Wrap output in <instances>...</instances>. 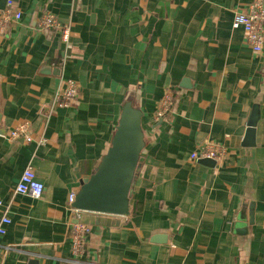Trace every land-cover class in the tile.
Returning a JSON list of instances; mask_svg holds the SVG:
<instances>
[{
  "label": "crops",
  "instance_id": "obj_1",
  "mask_svg": "<svg viewBox=\"0 0 264 264\" xmlns=\"http://www.w3.org/2000/svg\"><path fill=\"white\" fill-rule=\"evenodd\" d=\"M8 1L21 19L0 34V218L11 221L0 264H264V48L254 54L232 28L252 0H0V18ZM45 12L69 26L67 47L36 29ZM66 80L79 94L58 108ZM165 90L171 113L156 121ZM127 100L145 143L129 215L83 214L91 233L75 259L68 197ZM25 122L32 141H10ZM206 141L226 151L213 167L190 160ZM27 167L44 187L38 200L14 194Z\"/></svg>",
  "mask_w": 264,
  "mask_h": 264
},
{
  "label": "built area",
  "instance_id": "obj_2",
  "mask_svg": "<svg viewBox=\"0 0 264 264\" xmlns=\"http://www.w3.org/2000/svg\"><path fill=\"white\" fill-rule=\"evenodd\" d=\"M14 21L21 19V13L12 9V1H8L4 12L0 18V34L4 30V25L8 19ZM232 28L240 29L244 34L245 42L254 54H260L264 48V0H252V2L242 11L236 12L232 20ZM36 29L41 33L52 32L59 36L60 42L67 47L70 38V28L67 25L59 23L58 19L51 13L45 12L39 16L36 23ZM64 82V83H63ZM63 87L54 97V104L58 108H68L77 99L79 91L77 85L70 80L63 81ZM170 90H165L160 98L154 119L156 121L165 120L171 113L173 97ZM10 141L23 140L30 143L31 134L30 126L27 122L16 125L6 134ZM226 151L224 148L217 146L211 141L204 142L200 149L190 156V160L197 162L207 159L213 162L220 163L225 157ZM44 187L36 179L35 173L30 167H27L21 174L18 183L14 189L15 195L28 196L32 199H40L43 195ZM75 195L70 194L67 201V210L69 211V240L71 242L70 251L75 259H82L85 256L86 240L89 237L91 230L86 224L80 221V217L85 212L78 211L72 207ZM0 206L2 203L0 202ZM11 223L6 210L0 218V235H4L5 227ZM6 251L11 250V247L5 248Z\"/></svg>",
  "mask_w": 264,
  "mask_h": 264
},
{
  "label": "water",
  "instance_id": "obj_3",
  "mask_svg": "<svg viewBox=\"0 0 264 264\" xmlns=\"http://www.w3.org/2000/svg\"><path fill=\"white\" fill-rule=\"evenodd\" d=\"M142 113L127 100L121 108L110 146L93 173L80 180L72 207L78 211L124 217L129 215L131 192L140 170L144 150L141 128ZM258 110L254 109L245 132L244 145H255V126ZM5 135V132H0ZM206 166H215L211 160H199Z\"/></svg>",
  "mask_w": 264,
  "mask_h": 264
}]
</instances>
